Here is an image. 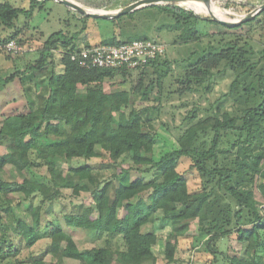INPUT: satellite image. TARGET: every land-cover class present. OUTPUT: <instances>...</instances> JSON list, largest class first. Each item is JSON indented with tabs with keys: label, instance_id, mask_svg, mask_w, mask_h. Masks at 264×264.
<instances>
[{
	"label": "trees",
	"instance_id": "trees-1",
	"mask_svg": "<svg viewBox=\"0 0 264 264\" xmlns=\"http://www.w3.org/2000/svg\"><path fill=\"white\" fill-rule=\"evenodd\" d=\"M249 1L239 0L242 7L237 15L258 6L256 0ZM211 4L217 6L218 1L211 0ZM39 5V0H31L29 9L0 2V26L15 27L20 14L30 18ZM146 7H158L172 14L176 28L189 31L184 39L198 38L199 19L220 24L173 0L141 8ZM77 13L85 30L90 16ZM262 14L264 11L238 27L260 24ZM222 15L232 17L225 12ZM21 29L3 41L5 51L10 40L22 43L16 39ZM77 37L53 32L38 49L35 63L27 65L24 71L0 75L1 90L21 72L33 76L47 71L53 52H61L62 70L56 73L52 69L49 91L41 104L35 107L30 99L0 104V147L7 150V155L0 153V259L14 258L29 264H67L66 259L78 264H154L157 258L153 246L158 235L144 227L153 223L155 214L161 211L163 219L172 226L165 243L168 262L176 260L178 238L185 236L197 221L198 235L208 237L205 246L214 259L223 255L227 264H264V217L260 213L262 202L256 196L258 191L264 201V73L256 69L264 60V50L259 61H254L250 55L256 52L249 50L246 43L221 39L217 50L188 62L183 81L188 85L180 93L192 90L191 82L210 81L213 69L226 62L237 72L233 89L241 81L245 83L243 91L250 95L246 99L248 105L240 114L199 119L180 136L177 149L156 159V132L151 126L149 107H133L129 113L125 107L137 97L148 98L164 76L160 68L169 62L162 61L160 56L138 69L82 67L71 57L80 48L74 42ZM127 41L132 40L111 37L102 43L117 45ZM150 68L156 77L143 91V78ZM133 70L140 73L137 87L127 90L122 88L125 80L121 87L111 81L115 74L126 78ZM249 78L253 80L247 82ZM210 86L205 85V89ZM198 110H191L190 116L196 118ZM125 155L130 156L132 164L115 173L113 180L102 179L91 165L67 169L60 166L74 158L109 157L118 163ZM182 157L193 161V168L202 177L200 189L191 191L187 178L178 171ZM7 167L18 177H8ZM35 167L45 168L46 174L36 173ZM131 170L141 175L132 178ZM144 174L151 176L146 178ZM63 189H70L76 196L81 192L91 194L93 206L79 205L77 211L64 213L62 220L68 228L86 230L95 240L106 237L102 246L80 249L59 217L48 218L53 215L52 204L62 197ZM36 197H41V203H34ZM115 236L122 248L111 244ZM224 238L234 243L230 245V254L219 248ZM46 239V247L35 251L38 242Z\"/></svg>",
	"mask_w": 264,
	"mask_h": 264
},
{
	"label": "rangeland",
	"instance_id": "rangeland-1",
	"mask_svg": "<svg viewBox=\"0 0 264 264\" xmlns=\"http://www.w3.org/2000/svg\"><path fill=\"white\" fill-rule=\"evenodd\" d=\"M40 5L36 7L32 17L28 18L24 14H20L16 26L13 28H5L0 26V75H9L15 71H24L27 65L35 63L39 57L38 49L44 46L45 41L53 32L63 31L69 36H78L74 42L79 47L97 45L111 37H116L119 40H135L138 38L148 37L151 40L161 42L165 45V51L162 61H168L169 65L160 68L164 76L160 83L155 85V89L149 94L148 98L142 100L135 98L133 104L125 107L126 113H129L134 107L141 109L149 107L151 126L156 132V140L154 147V157L159 159L164 154L173 151L179 147V138L184 133L186 128L195 123L199 119L209 116L218 115L222 117L224 113L232 115L240 114L247 104V97L250 95L243 91L245 83L241 81L237 85V89H233V81L237 77V72L226 62H222L218 67L213 69L210 81V89H205L206 83L191 82L192 90H180L187 87V83H183L186 68L189 61L195 59L210 51L217 50L218 42L235 40L238 44L246 43V47L252 52L250 58L254 61H259L264 50V14L260 15L261 23L254 25H244L234 28L222 24H217L199 19L196 21L197 36L196 39H184L189 33L185 27L176 28V19L172 14L161 11L158 7H146L135 9L131 12L122 14L114 19L93 18L86 20L87 28L84 26L83 20L79 18L76 11L66 6L65 4L55 0H39ZM81 5L91 11H106L116 13L121 9L134 4L136 0H69ZM211 3V0H208ZM218 5L213 6L217 15L220 18L229 20H239L248 15L253 8H247L242 14L237 15L242 5L239 0H217ZM252 3L253 1L250 0ZM249 1V2H250ZM262 1V2H261ZM0 2H9L16 7L30 8L31 0H0ZM176 3L185 8L193 10L195 13L210 17L208 11L199 3L192 0H177ZM258 6L264 3V0H256L254 2ZM93 8H102V10H94ZM264 11V10H263ZM262 11V12H263ZM222 12L232 14V17L222 15ZM260 12V13H262ZM258 13L256 16H258ZM27 25V27H25ZM24 26V27H23ZM22 27L21 34L18 39H21V50L17 54H10L3 49V41ZM76 34V35H75ZM240 37V38H238ZM222 41V42H223ZM61 52L55 50L53 52V62L50 69L42 74L24 73L21 72L13 82L6 85L0 90V104L3 102L9 103L13 99L34 101L35 107L42 102L43 96H46L49 91V76L52 69L58 73L61 71ZM256 69L262 70L264 73V60H260ZM25 74L29 76H25ZM21 77L23 79L21 80ZM25 76V77H24ZM156 74L150 68L143 78L142 90L144 91ZM139 70H133L126 78L121 74H115L111 81L116 87L131 90L139 84ZM249 78L247 82L252 81ZM141 88V87H140ZM82 92L85 88L81 89ZM159 93V94H158ZM158 94V95H157ZM157 95V96H156ZM249 99V98H248ZM198 108V116L192 118L190 111ZM0 153L7 155L6 148L0 147ZM91 165L97 168L96 173L104 180L115 179V173L121 171L122 168H128L131 163L129 155L123 156L118 163L111 161L109 157H96L92 159L74 158L69 162H61L60 166L67 169L69 166ZM10 178L18 177L17 174L7 167ZM34 171L38 174H46V169L35 167ZM178 171L181 172L188 180L189 189L191 191L198 190L202 187V177L199 172L193 168V161L188 157L180 159ZM141 175L136 170H131V177L136 178ZM39 176V175H38ZM150 174H144V177L149 178ZM256 196L263 198L256 191ZM35 204L41 203V197L34 199ZM91 207L94 205L92 196L89 192H81L80 195H73L70 189H63V195L59 200L52 204L53 215L48 218L59 217L66 230L73 234L80 249L90 248L93 246H102V240H95L94 235L88 233L84 229L68 228L62 220L63 214L77 211L78 206ZM122 214V210H120ZM145 231H153L158 235V242L153 246L154 254L157 258L154 264H227L223 255L215 256L209 254L210 250L205 246V241L208 237L198 235V222L195 221L189 232L178 238V247L176 252V260L168 262L165 257V243L169 239L172 232L171 223L163 219L161 211L155 214V220L144 227ZM198 235V236H197ZM264 237V231H262ZM111 244L116 248H122L123 244L118 239V236L112 237ZM47 245V239L41 240L35 246L34 250L42 251ZM219 248L223 251H228L230 254V239L224 238L219 242ZM26 252V251H25ZM67 264H78L75 260L66 259ZM0 264H29L21 263L17 259H0Z\"/></svg>",
	"mask_w": 264,
	"mask_h": 264
},
{
	"label": "built area",
	"instance_id": "built-area-1",
	"mask_svg": "<svg viewBox=\"0 0 264 264\" xmlns=\"http://www.w3.org/2000/svg\"><path fill=\"white\" fill-rule=\"evenodd\" d=\"M8 53L17 54L21 47L16 40L5 45ZM165 45L151 39H135L120 44L100 43L93 46L80 47L72 53V60L82 67L92 68H144L149 62L162 56ZM260 213L264 217V201L260 205Z\"/></svg>",
	"mask_w": 264,
	"mask_h": 264
},
{
	"label": "water",
	"instance_id": "water-1",
	"mask_svg": "<svg viewBox=\"0 0 264 264\" xmlns=\"http://www.w3.org/2000/svg\"><path fill=\"white\" fill-rule=\"evenodd\" d=\"M55 1L61 2V3L65 4L66 6L70 7L71 9H73V10H75V11H77L83 15H86V16H90L93 18L114 19V18H117L118 16H120L122 14L131 12L135 9H139L143 6H147V5L152 4V3H158V2L170 1V0H139V1L135 2L134 4L129 5L123 9H121L120 11H118L116 13H111V12H106V11H103V12L91 11V10H88L87 8H84L81 5L76 4V3L69 1V0H55ZM173 1L176 2L177 0H173ZM192 1H195V2L203 5L207 9V11L210 15V18H212L214 21H216L220 24H223L225 26H228V27H234V26L240 25V24L254 18L258 13H260L264 10V3H262L259 6H257L256 8H254L248 15L244 16L243 18H241L239 20H229V19L220 18L216 14V11H215L213 5L210 3V1H208V0H192Z\"/></svg>",
	"mask_w": 264,
	"mask_h": 264
},
{
	"label": "bare ground",
	"instance_id": "bare-ground-1",
	"mask_svg": "<svg viewBox=\"0 0 264 264\" xmlns=\"http://www.w3.org/2000/svg\"><path fill=\"white\" fill-rule=\"evenodd\" d=\"M200 4V3H199ZM203 6V5H202ZM204 7V6H203ZM205 8V7H204ZM206 9V8H205ZM207 10V9H206ZM217 14V13H216ZM225 19V18H224Z\"/></svg>",
	"mask_w": 264,
	"mask_h": 264
},
{
	"label": "crops",
	"instance_id": "crops-1",
	"mask_svg": "<svg viewBox=\"0 0 264 264\" xmlns=\"http://www.w3.org/2000/svg\"><path fill=\"white\" fill-rule=\"evenodd\" d=\"M249 1V0H248ZM254 1V0H253ZM61 67H62V65H61ZM62 70V69H61Z\"/></svg>",
	"mask_w": 264,
	"mask_h": 264
}]
</instances>
